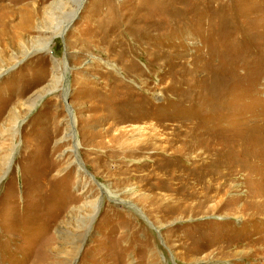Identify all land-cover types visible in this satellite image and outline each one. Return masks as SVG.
I'll use <instances>...</instances> for the list:
<instances>
[{
    "label": "rangeland",
    "instance_id": "374dc122",
    "mask_svg": "<svg viewBox=\"0 0 264 264\" xmlns=\"http://www.w3.org/2000/svg\"><path fill=\"white\" fill-rule=\"evenodd\" d=\"M57 1L0 0V264H264V0Z\"/></svg>",
    "mask_w": 264,
    "mask_h": 264
},
{
    "label": "bare ground",
    "instance_id": "6f19581e",
    "mask_svg": "<svg viewBox=\"0 0 264 264\" xmlns=\"http://www.w3.org/2000/svg\"><path fill=\"white\" fill-rule=\"evenodd\" d=\"M63 1H72L73 2V10H72V12L70 13V15H69V18H68V20H67V22L64 24L65 25V27H67L69 24V22L72 20V18H73V16L76 14V10H77V8H78V6L82 3V1L83 0H58L56 3H54L53 5H54V7L56 8V10L57 11H59V13H61L62 15L64 14V7H63ZM59 9V10H58ZM65 27H63L62 29H60V30H53L52 31V29H50V32L52 31L53 32V36L56 38H60V37H62V35H63V33H64V31L63 30H65ZM39 48L38 49H35V51H38V52H46V50L48 49V41H47V39L45 40V41H43V42H40L39 43ZM52 88H50V89H48V94H50V93H52V90H51ZM34 101H36V100H34ZM71 127V126H70ZM69 127V128H70ZM165 129V128H164ZM71 130V129H70ZM69 130V132H68V136H67V138H72V131H70ZM154 131V130H153ZM150 133V132H149ZM118 140H121V143H115V142H117ZM156 140V135H148L147 136V138H145L144 139V142H146L147 141V143H145V144H143V145H141V146H139V148H137V149H134V150H128V149H125V148H127V146H128V143H126L125 142V140H123L122 139V136H117V138H114L113 139V146H111L112 148H111V155L114 157V156H123L122 157V159H125L127 156H128V154L129 155H134V154H137V153H140V152H142V151H144V152H146V151H151V150H149L148 148H150V149H152V152L148 155V157L144 160V161H142L141 163V166H143V167H147V161L149 160V159H152V163H154V162H156V163H158L159 162V158H160V153L158 152V150L161 148V146L160 145H156L155 144V141ZM158 141H160V140H158ZM153 142V143H152ZM164 144H166L165 146L166 147H164V149L165 150H169V149H172L173 148V146H172V144H169V143H164ZM117 145V146H116ZM129 147V146H128ZM70 148V147H69ZM142 148V149H141ZM76 145L73 147V148H71V149H69L68 151H69V153L74 157L75 155H77V151H76ZM161 150H162V148H161ZM165 152V151H164ZM171 156H173V155H171ZM202 157V156H201ZM164 160V162H163V164L161 165V166H163V167H165V168H167V169H171V167H172V164H173V162H172V160H173V158H171V157H169V158H165V159H163ZM119 161V163H120V160H118ZM144 162V163H143ZM158 167H160V166H158ZM201 172L204 174V175H208L209 173H208V170H204V169H202L201 170ZM150 181V180H149ZM170 182H172V181H174V176L172 177V178H170V180H169ZM196 182H203V183H205V181H196ZM157 183H159V181L157 182ZM151 185V184H150ZM158 185V184H157ZM169 185V184H168ZM159 186V185H158ZM152 187H156L157 188V186H153L152 185ZM167 188H169V190L170 189H172V187H171V185H169ZM175 190V189H174ZM173 190V191H174ZM149 191V193L150 194H152L151 196L152 197H150L149 199L152 201V202H154V204L155 203H159L158 205L159 206H163L162 205V199L163 198H159L158 196H157V193H151V189H149L148 190ZM112 195V194H111ZM204 197V195L201 197V198H203ZM200 197L199 198H197V200L199 201L200 199H201ZM166 200H168V199H166ZM171 200H174V199H171ZM204 200V199H203ZM169 203V202H168ZM171 203V202H170ZM92 210H93V212L95 211V210H97V207H96V204L94 203V204H92V205H90L89 206ZM160 209H164L165 210V212L166 213H169L170 211V209L168 208V207H165L164 208V206L163 207H161ZM96 212V211H95ZM90 217H88L87 219H81V227H80V230H81V232L78 234V236H77V238L75 239V241H74V243H71V244H63V246L64 247H74V251H76L77 249H78V245L83 241V239H85V237H86V235H87V232H88V224H89V222H90ZM67 232V229L66 228H63V229H61V231H60V235H64L65 233ZM158 234H159V230H158ZM66 236H72V237H74L72 234H70V233H67L66 234ZM64 237V236H63ZM165 244V243H164ZM67 252H69V253H71V250L70 251H68L67 250Z\"/></svg>",
    "mask_w": 264,
    "mask_h": 264
},
{
    "label": "water",
    "instance_id": "95a60500",
    "mask_svg": "<svg viewBox=\"0 0 264 264\" xmlns=\"http://www.w3.org/2000/svg\"><path fill=\"white\" fill-rule=\"evenodd\" d=\"M137 210H138L139 212H141L140 209H137ZM147 222H148V221H147ZM148 224H150V223H148Z\"/></svg>",
    "mask_w": 264,
    "mask_h": 264
}]
</instances>
